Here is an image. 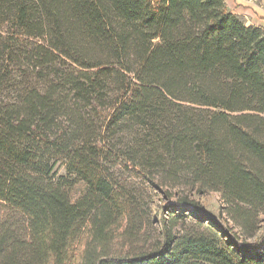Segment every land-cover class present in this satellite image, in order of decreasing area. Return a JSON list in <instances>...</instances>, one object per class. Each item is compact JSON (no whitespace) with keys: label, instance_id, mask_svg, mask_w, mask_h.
Wrapping results in <instances>:
<instances>
[{"label":"trees","instance_id":"1","mask_svg":"<svg viewBox=\"0 0 264 264\" xmlns=\"http://www.w3.org/2000/svg\"><path fill=\"white\" fill-rule=\"evenodd\" d=\"M153 193L152 250L111 255ZM261 212L264 28L224 0H0V264H264Z\"/></svg>","mask_w":264,"mask_h":264},{"label":"rangeland","instance_id":"2","mask_svg":"<svg viewBox=\"0 0 264 264\" xmlns=\"http://www.w3.org/2000/svg\"><path fill=\"white\" fill-rule=\"evenodd\" d=\"M226 6L230 8L234 13L239 14L240 18L245 22V24L250 25L252 22L255 20H259L258 16H255L256 14L259 15V12L264 15V0H246V3H242L241 5H238L237 0H224ZM240 2V1H239ZM253 6L255 5L256 10H258V13H255L251 11L250 5ZM237 11V12H236ZM240 12V13H239ZM65 171L63 168H60L58 170L59 174H63ZM84 189V185L82 182H77L70 190V195L72 199L77 198L80 193H82ZM155 192V191H154ZM175 196H171L169 198H166V196L159 194V193H153L151 195H147V199H145V202L141 201L140 206L144 212L148 215V221L149 224L144 225L143 231L140 233V236L138 237V240L131 243L126 237V226L128 225V222L126 219L118 221L114 226L111 227V232L110 234L113 236L112 240H110V245H109V252L111 255L115 256H130L134 254L135 251H140L142 250L143 252H149L152 250V248L155 245V236L152 238L148 239L145 241L146 235L153 234L156 235V232L153 230V228H157V224L155 223V220L158 218H155L157 216V206L160 205V210L161 208L168 202H171L174 200ZM196 205L198 208H200L202 211H204L208 216L210 217H216L220 218L222 220H225L229 226H233V231L237 232L239 234V228L234 225V223L227 218L226 210H225V202L222 199L221 195L219 192L216 191H208L205 192L204 194L201 195H196ZM143 203V204H142ZM151 208L149 210V213L147 212L148 208ZM164 217H168L169 214L167 211H163ZM206 223V222H204ZM192 224V219L191 216L188 215L187 217L180 219L178 221V225L176 229H185L188 228ZM259 225L261 226L259 231L257 232L258 234L261 233L264 230V212H261L259 214ZM154 226V227H152ZM110 230V229H109ZM85 236V235H84ZM82 236V240L84 238ZM252 240V238L248 239ZM81 243V242H80ZM80 243H75L74 244V250L72 255L74 256V261L75 259L78 260L80 253L83 249V244ZM73 261V262H74ZM51 264V262L47 263Z\"/></svg>","mask_w":264,"mask_h":264},{"label":"crops","instance_id":"3","mask_svg":"<svg viewBox=\"0 0 264 264\" xmlns=\"http://www.w3.org/2000/svg\"><path fill=\"white\" fill-rule=\"evenodd\" d=\"M241 2L242 3H244V2L246 3V0H237V3H239L238 5H241ZM250 7H252L251 8V11H253L255 13H258L259 12L258 10H256L257 7H255V5L253 6V4H252V5H250ZM255 16H258L259 17V20H256V21L254 20L252 22V24H250V25H256V26H259V27L264 28V15L259 12V15L256 14Z\"/></svg>","mask_w":264,"mask_h":264}]
</instances>
